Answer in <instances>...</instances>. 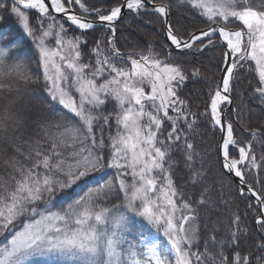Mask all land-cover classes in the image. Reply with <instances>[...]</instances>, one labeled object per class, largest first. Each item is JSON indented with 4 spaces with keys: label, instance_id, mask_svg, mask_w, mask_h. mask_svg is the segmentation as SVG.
I'll list each match as a JSON object with an SVG mask.
<instances>
[{
    "label": "snow or ice",
    "instance_id": "obj_1",
    "mask_svg": "<svg viewBox=\"0 0 264 264\" xmlns=\"http://www.w3.org/2000/svg\"><path fill=\"white\" fill-rule=\"evenodd\" d=\"M177 6L203 27L189 21L182 34L171 0H0V22L14 15L20 27L18 36L0 32V264L53 254L69 264H264V153L254 147L264 149V0ZM126 15L157 17L164 42L149 37L122 51ZM217 47L220 76L207 78L208 102L193 112L179 93L202 71L182 57ZM245 94L262 122L242 126L248 140L224 110ZM201 119L222 134L214 163L190 137ZM176 153L202 187L197 201L174 179ZM217 186L220 207L235 203L225 189L251 195V226L236 208L223 234H202L198 207Z\"/></svg>",
    "mask_w": 264,
    "mask_h": 264
},
{
    "label": "trees",
    "instance_id": "obj_2",
    "mask_svg": "<svg viewBox=\"0 0 264 264\" xmlns=\"http://www.w3.org/2000/svg\"><path fill=\"white\" fill-rule=\"evenodd\" d=\"M91 2L96 3V6H108L112 0H91ZM160 2V0H157ZM172 3V23L176 24L182 34L190 32L192 29L188 26V22L191 21L196 24L197 27H203L200 22L202 18L195 15L194 11H189L186 8L178 7V0H171ZM118 31V47L122 51H128L137 45H143V41L149 37H155L157 44L164 42L163 36V23L157 17L152 15L144 16L142 19H133L129 16H125L124 20L120 21L117 25ZM102 29L98 28L95 33L89 32V47L92 46V39L98 38L102 33ZM0 32L5 34L12 33L13 35H19L20 27L14 15L7 16L5 21L0 22ZM69 35H72L70 32ZM30 50V49H26ZM222 49L217 47L215 49H210L204 52L203 55L187 53L182 59L186 60V66L190 69L193 66L200 67L202 71V76L199 78H190L185 82V85L181 87L180 96L182 99L188 101L191 111L201 113L204 111L205 106L208 102L207 93L209 91V84L207 78L214 77L218 80L220 76L219 71V56ZM251 75H248L247 79L239 86L241 91L248 88V82L251 80ZM244 106H250L252 114L249 115L246 111L244 113L234 112L232 109L241 108ZM227 118L233 122L235 127V134L238 138L243 140H248L250 137L246 135L243 131V125L248 127H260L261 121H259V111H258V101H252L247 98L245 94L243 105L240 99L234 100V105ZM190 137L194 144L197 145V151H209L213 153L212 161H215V147L220 141L221 132L218 128L212 129L208 126L203 119L198 121L195 126L194 131L190 133ZM255 151L257 155L264 153V149L260 148L257 143H254ZM182 154L176 153L173 156L175 161V176L174 179L179 187L185 192L186 197H190L193 201H197L200 198V193L202 192V187L199 183L193 184L188 168L184 165L182 161ZM218 169V165H214ZM264 176V172L261 173ZM253 181V177H249V182ZM254 186L260 191L262 188L261 184H254ZM77 192L80 189H76ZM232 192V197L225 195V199H233L235 203L230 204L229 207H220L218 201L220 196L218 195V186L213 189L210 193L209 203L207 206L198 207L199 220L197 225L201 229L204 236L207 235L208 230L211 227L220 228L223 234L224 225L228 223V215L231 211H235L239 208L240 212L247 213L246 220L248 225L251 226L253 223L252 217L256 215V209H247V204H254L252 198L246 194V199H241L236 196L235 189L229 190L225 189V192ZM215 200L217 203H212ZM59 207V203L57 205ZM139 220L140 218H136ZM144 227L149 229L148 224L143 221ZM194 225V226H197ZM208 226V228L205 227ZM245 249L247 245H244ZM31 264H69L67 258L57 256L55 254L48 257H33Z\"/></svg>",
    "mask_w": 264,
    "mask_h": 264
},
{
    "label": "water",
    "instance_id": "obj_3",
    "mask_svg": "<svg viewBox=\"0 0 264 264\" xmlns=\"http://www.w3.org/2000/svg\"><path fill=\"white\" fill-rule=\"evenodd\" d=\"M233 105V104H232ZM232 105H230V106H227V108L226 109H224L225 110V112L227 113L228 112V110L232 107ZM225 119H227L226 117H225ZM222 135V134H221ZM258 191V190H257ZM249 196L251 197V195L249 194ZM253 199V198H252ZM254 200V199H253ZM255 201V200H254ZM256 203V202H255Z\"/></svg>",
    "mask_w": 264,
    "mask_h": 264
},
{
    "label": "rangeland",
    "instance_id": "obj_4",
    "mask_svg": "<svg viewBox=\"0 0 264 264\" xmlns=\"http://www.w3.org/2000/svg\"><path fill=\"white\" fill-rule=\"evenodd\" d=\"M257 145L260 147L259 143H257ZM144 222L147 223L146 221H144ZM147 226L149 227V229L151 230L152 233H155V229H152L150 225H147Z\"/></svg>",
    "mask_w": 264,
    "mask_h": 264
}]
</instances>
